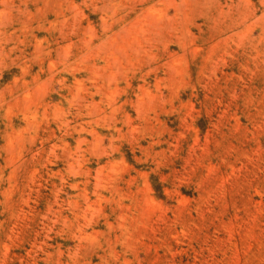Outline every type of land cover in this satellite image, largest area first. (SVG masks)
I'll return each mask as SVG.
<instances>
[{"label":"rangeland","instance_id":"rangeland-1","mask_svg":"<svg viewBox=\"0 0 264 264\" xmlns=\"http://www.w3.org/2000/svg\"><path fill=\"white\" fill-rule=\"evenodd\" d=\"M0 264H264V0H0Z\"/></svg>","mask_w":264,"mask_h":264}]
</instances>
